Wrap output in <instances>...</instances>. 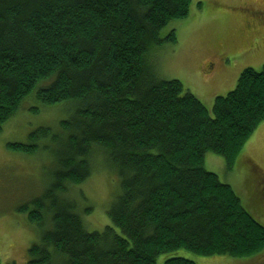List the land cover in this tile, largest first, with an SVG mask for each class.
I'll use <instances>...</instances> for the list:
<instances>
[{
  "label": "trees",
  "instance_id": "trees-1",
  "mask_svg": "<svg viewBox=\"0 0 264 264\" xmlns=\"http://www.w3.org/2000/svg\"><path fill=\"white\" fill-rule=\"evenodd\" d=\"M190 1L0 0V131L30 100L42 112L65 105L70 113L57 128L39 126L26 143L7 144L53 158L44 193L21 208L40 232L26 264H156L180 248L247 261L263 253L264 226L204 159L210 151L232 168L264 120V65L243 68L210 116L148 61L152 47L176 42L174 31L161 38L160 30L185 18ZM100 154L119 192L110 224L88 231L71 196H83L74 189ZM163 264L195 262L176 256Z\"/></svg>",
  "mask_w": 264,
  "mask_h": 264
},
{
  "label": "rangeland",
  "instance_id": "rangeland-1",
  "mask_svg": "<svg viewBox=\"0 0 264 264\" xmlns=\"http://www.w3.org/2000/svg\"><path fill=\"white\" fill-rule=\"evenodd\" d=\"M200 3V5H199ZM264 9V0H191L188 15L174 19L160 30L161 38L174 31L176 42H163L150 49L148 61L155 74L163 79H178L185 90L194 94L207 108L210 116L214 100L234 89L243 68L260 71L264 65V38L259 49L249 59L241 55L244 41L240 36L247 10ZM264 36V35H263ZM224 65L215 53H226ZM256 51V52H255ZM228 60V61H227ZM213 63V66L211 65ZM210 67V69L208 68ZM27 102L17 115L7 121L0 131V260L2 263L26 264L28 249L40 239V232L31 224L28 213L21 208L40 197L50 182L53 169L52 153L37 149L32 155L8 148V143H26L30 132L39 126L57 128L61 119L70 116L65 105L44 109L38 101ZM27 104H30L26 110ZM248 160V162H246ZM103 163H102V162ZM92 162L94 174L81 184L71 196L77 211H83L88 231H102L110 224L107 212L117 191V176L107 168L102 154ZM251 165L256 171H252ZM204 168L215 173L219 180L229 184L242 206L264 226V199L260 189L264 186V120L247 139L236 156L232 168L225 159L208 151ZM256 175L261 177L258 184ZM80 213V212H79ZM46 223L44 229L50 227ZM181 256L195 264H264L263 253L251 260L227 255L204 256L184 248L158 256L156 264L168 257Z\"/></svg>",
  "mask_w": 264,
  "mask_h": 264
},
{
  "label": "flooded vegetation",
  "instance_id": "flooded-vegetation-1",
  "mask_svg": "<svg viewBox=\"0 0 264 264\" xmlns=\"http://www.w3.org/2000/svg\"><path fill=\"white\" fill-rule=\"evenodd\" d=\"M247 14L244 16L242 25L243 28L239 32L240 36L244 41V50L241 51V55L252 59L254 55H251L254 50L260 51L259 45L261 38H264V9H250L246 11ZM259 42V45H258ZM221 50L226 52L227 47L220 45ZM228 51V50H227ZM255 51V52H256ZM228 53H234L229 52ZM227 55L226 53H220V64L224 65V60ZM228 61V60H227ZM213 66V63L211 64ZM210 69V67H208ZM211 70V69H210Z\"/></svg>",
  "mask_w": 264,
  "mask_h": 264
},
{
  "label": "crops",
  "instance_id": "crops-1",
  "mask_svg": "<svg viewBox=\"0 0 264 264\" xmlns=\"http://www.w3.org/2000/svg\"><path fill=\"white\" fill-rule=\"evenodd\" d=\"M226 52H227V54H229L227 50H226ZM215 55L218 56V57L220 58V53H219V52L215 53ZM244 57H245V56H244ZM246 58H247V57H246Z\"/></svg>",
  "mask_w": 264,
  "mask_h": 264
}]
</instances>
